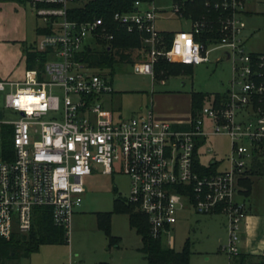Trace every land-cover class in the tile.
<instances>
[{"label":"built area","instance_id":"obj_1","mask_svg":"<svg viewBox=\"0 0 264 264\" xmlns=\"http://www.w3.org/2000/svg\"><path fill=\"white\" fill-rule=\"evenodd\" d=\"M26 1L51 33L38 36L31 49L45 55L41 66L37 61L26 68L20 81L0 80V242L27 234L36 207H48L52 224L67 236L83 201L84 179L121 173L128 179L124 201L144 216L149 238H167L170 246L171 228L184 210L221 213L226 240L219 250L238 254L244 216V202L236 200L239 181L254 159L264 157V54L247 52L241 38L249 0H169L162 6L133 0L128 12L112 13L108 23L69 19L76 0ZM171 19L187 28L170 36L156 29L158 20ZM112 27L137 35L147 61L130 64L131 73L150 80L159 59L194 67L222 51L230 66L224 98L191 114L184 130L156 120L150 105L121 119L106 106L108 75L93 72L82 57L86 48L93 51L90 43L109 50ZM208 137L228 140L223 166L204 147ZM202 148L209 155L205 164L199 162ZM194 159L204 168L216 164L215 171L200 175Z\"/></svg>","mask_w":264,"mask_h":264},{"label":"rangeland","instance_id":"obj_2","mask_svg":"<svg viewBox=\"0 0 264 264\" xmlns=\"http://www.w3.org/2000/svg\"><path fill=\"white\" fill-rule=\"evenodd\" d=\"M88 1L76 0L70 7L82 8ZM153 1L156 6H162L169 0ZM246 11L247 15L243 18L245 28L241 35L244 48L247 52L264 54V0H249ZM42 26L43 23L34 16L26 0L0 1V80L17 82L22 79L26 69L23 48L37 41L35 30ZM186 28L185 22L174 19L156 22V29L167 32L169 36ZM90 45L93 51H102L99 45ZM208 59V63L189 67L188 73L160 77L164 79V86L154 81L152 92L181 90L208 96L222 92L230 76L229 63L223 58L222 51L210 53ZM91 70L97 72L95 68ZM103 72L108 75L112 89L106 105L109 110L119 114L121 119H128L139 108L148 106L149 77L132 74L129 64L114 65L111 74H108V70ZM4 94L0 92V109L3 108ZM160 108L171 116H178L182 109H185V114L188 113L185 100H171L161 104ZM5 119H12L6 111ZM205 145L213 150V158L223 166L228 152V140L224 137H208ZM200 153L203 154L202 149ZM208 159L209 155H204L200 161L206 163ZM251 168L254 173L250 176L251 192L248 200L264 201V157L254 159ZM84 189L79 212L75 214V211L71 219L67 242L42 245L29 256H14L10 253L3 264H69V260L73 264H145L142 255L135 252L139 241L129 231L125 215L112 214L109 217L108 232L117 239L116 247L108 243L96 218L98 212H111L114 198L125 200L128 179L121 173L108 176L95 172L86 177ZM221 218L203 223L201 215L190 210L180 212L170 233L174 251H179L188 242L189 264H227V254L219 250V246L226 240L221 229ZM164 243L165 239L162 241Z\"/></svg>","mask_w":264,"mask_h":264},{"label":"trees","instance_id":"obj_3","mask_svg":"<svg viewBox=\"0 0 264 264\" xmlns=\"http://www.w3.org/2000/svg\"><path fill=\"white\" fill-rule=\"evenodd\" d=\"M13 1V0H0ZM133 0H90L82 8H72L68 12V18L80 22L91 20L92 18H102L106 23L109 22L111 14L119 12H128L131 9ZM114 34L112 42H110L109 50L102 51H88L86 48L82 53L84 61L90 67L99 71L108 70L111 74L112 67L116 64H132L133 62H145L147 56L145 49L140 44L136 34H127L123 31H118L114 27L111 29ZM35 33L38 36L51 33L49 28L37 27ZM169 38L168 35H165ZM35 43V42H34ZM34 44L23 48L25 55L26 68H34L39 61V65L44 62L45 55L36 53L33 50ZM189 67L170 64L161 59L157 60L152 67L154 79H162L160 77H172L176 74L188 73ZM224 93H215L210 96L207 94L194 93L190 94L191 114L199 110L210 99L218 102L224 98ZM4 144L8 145L9 140L5 139ZM194 167L196 172L200 175L213 173L216 164L204 168L198 165L197 160L194 159ZM249 171V175L253 172ZM251 181L245 178L239 181V186L242 188L241 194L246 197L249 193ZM112 214H123L127 217L128 227L133 230L135 235L140 239V248L138 253L142 255L145 264H189V245L188 242L179 251H174L163 246L161 240H153L147 235L146 221L143 215L135 211L134 207L122 199L116 197L112 200V209L108 213H97L96 218L99 227L105 232L108 243L116 247L117 239L111 237L108 232L109 217ZM67 242L64 230L57 228L52 224L51 212L48 207H36L32 212V227L31 230L25 234H13L8 241L0 242V264L10 253L14 256L23 254L29 256L39 250L42 245L60 244ZM228 264H264V257L259 262L252 263L248 256L236 254L228 256Z\"/></svg>","mask_w":264,"mask_h":264},{"label":"crops","instance_id":"obj_4","mask_svg":"<svg viewBox=\"0 0 264 264\" xmlns=\"http://www.w3.org/2000/svg\"><path fill=\"white\" fill-rule=\"evenodd\" d=\"M250 53H255V52H250ZM154 81H158L159 86H164L165 82H164V79L150 80V95H149L150 97L148 100V105H150L152 110H154L155 119L158 121H162V122H166L170 124L174 129H178V130L186 129L188 127V123L190 121V116H191L190 94L192 92L187 93L185 91L178 90V91H172V92L154 93L152 92V89L154 87ZM226 86H227V83H226ZM225 89L222 92H224ZM222 92H219V93H222ZM171 100L173 101L177 100L179 102L185 100L188 106V113L185 114L184 113L185 109H182V111H179L178 116H171L172 114L170 115L169 113L162 111V109L160 108L161 104H164ZM140 111H141V108H139L138 111L136 113H133L132 115L137 114ZM201 156H204V155L203 154L200 155L199 162L201 164H205L200 161ZM251 175L248 174L246 178H249L250 180ZM85 179H84V183H85ZM241 192L239 193L240 195L236 197V200H241L244 202V216L240 224V229H239L237 243H236L237 253L248 256L249 260L252 263H257L262 257H264V201H254L251 199L248 200L250 196V192H251V185H250L249 193L246 197H244L241 194ZM80 207L76 210L75 214L79 212ZM98 213H101V212H98ZM201 217L203 218L202 219L203 223L211 222V221H214L215 218L222 217L221 218V229L224 231V235H225L226 219L223 214L214 213V214L201 215ZM129 231L133 232V230H131L130 228H129ZM171 231H172V228H171ZM133 234L135 235L134 232ZM135 237H137L139 241V246L135 248V252L138 253V249L140 248L141 244H140L139 237L137 235H135ZM164 239H165V243L163 244V246L167 247L168 249L174 250L172 246L173 245L172 236H171L170 246H168L167 238H163V240ZM228 263H229V259L227 257V264Z\"/></svg>","mask_w":264,"mask_h":264},{"label":"water","instance_id":"obj_5","mask_svg":"<svg viewBox=\"0 0 264 264\" xmlns=\"http://www.w3.org/2000/svg\"><path fill=\"white\" fill-rule=\"evenodd\" d=\"M1 116H2V115H1V112H0V118H1Z\"/></svg>","mask_w":264,"mask_h":264}]
</instances>
